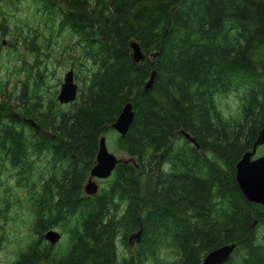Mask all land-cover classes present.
<instances>
[{
  "label": "trees",
  "instance_id": "trees-1",
  "mask_svg": "<svg viewBox=\"0 0 264 264\" xmlns=\"http://www.w3.org/2000/svg\"><path fill=\"white\" fill-rule=\"evenodd\" d=\"M38 1L47 20L77 37L94 68L72 111H56L53 99L43 111L42 95L29 94L25 82L17 99L34 123L0 100V165L26 192L32 215L31 236L10 264H200L208 250L232 242L221 264H264V207L247 200L235 178L264 125V0ZM9 32L3 17L0 33ZM36 39L22 42L39 54ZM132 41L143 60H132ZM231 91L241 93V112L227 119L216 96ZM128 101L134 120L116 146L133 161L117 163L87 195L99 139ZM42 158L49 167L37 170ZM141 226L130 249L127 234ZM54 227L68 233L64 247L43 237ZM117 236L127 249L120 260ZM2 238L1 231L0 248ZM163 245L178 259L160 258Z\"/></svg>",
  "mask_w": 264,
  "mask_h": 264
},
{
  "label": "rangeland",
  "instance_id": "rangeland-1",
  "mask_svg": "<svg viewBox=\"0 0 264 264\" xmlns=\"http://www.w3.org/2000/svg\"><path fill=\"white\" fill-rule=\"evenodd\" d=\"M16 4H5L0 1V22L6 18L9 34L0 33V100H9L14 107L13 113L21 119H30L23 114V104L17 99L26 83L29 94L33 91L42 95L43 111L48 102L55 101L56 111H72L79 101V94L84 87V81L89 77L94 68L90 60L84 59L82 44L77 43V37L66 27L60 28L58 21L51 23L47 20V14L39 5L38 0H18ZM9 25V26H8ZM36 34L39 54L30 50L22 42L23 36ZM28 39V38H27ZM31 72L28 76V70ZM72 68L74 80L78 85L76 99L68 104H60L56 96L65 72ZM240 94L235 91L216 96L217 105L227 119H234L240 115ZM33 99H30L32 101ZM33 121V120H32ZM232 121V120H231ZM106 145L110 152L118 158H127V154L116 146L119 134L113 129L104 134ZM181 140V139H180ZM256 155H264V145L257 148ZM37 170L48 169L49 164L45 159L36 162ZM47 172V170L45 171ZM7 166L0 165V233L2 231V247L0 248V264H10L17 255V251L25 245L31 236L30 225L32 220L31 209L27 202L26 192L15 186V181L10 175ZM108 179H95L99 186H103ZM6 187L9 188L5 191ZM9 196L10 206L6 213L3 196ZM62 233L60 240L54 246L56 249L64 247L68 241V233L60 227H54ZM135 232V231H133ZM130 232L127 235L133 233ZM259 237L264 241V230L260 227ZM60 246V247H59ZM115 247L120 260L127 251L121 242V236H117ZM136 249V246H133ZM160 258L177 260L178 251L174 247L163 245L158 251ZM41 264H49L42 262Z\"/></svg>",
  "mask_w": 264,
  "mask_h": 264
},
{
  "label": "water",
  "instance_id": "water-1",
  "mask_svg": "<svg viewBox=\"0 0 264 264\" xmlns=\"http://www.w3.org/2000/svg\"><path fill=\"white\" fill-rule=\"evenodd\" d=\"M130 47L132 60L135 62L143 60L144 53L142 52L140 45L137 42L132 41ZM156 56L157 52H152L149 55L152 59H155ZM155 74L156 71L152 70L149 79L144 84L145 90L152 87ZM77 93L78 85L74 80V71L72 68H69L63 76V81L60 84L56 99L60 104H68L76 99ZM133 120L134 111L132 109V103L128 101L123 105L111 126L120 136H124L128 132ZM27 121L34 123V121L30 119H27ZM179 132L186 140L199 149V143L193 135L183 129H180ZM261 145H264V125L258 130L251 149L245 151L237 161L235 165V178L243 196L247 200L261 204L264 207V155H256L257 148ZM120 161L126 163L133 161V159L131 157H116L114 153L108 150L106 138L102 135L99 139L95 162L90 168L89 177L83 186L84 192L87 195L96 194L99 190V184L95 179L103 180L110 177L116 164ZM141 234L142 226L133 234V236L139 241ZM43 237L51 244H55L60 240L61 234L58 230L50 228L43 232ZM235 246L236 243L232 242L208 250L202 257L200 264L223 263L229 258Z\"/></svg>",
  "mask_w": 264,
  "mask_h": 264
},
{
  "label": "flooded vegetation",
  "instance_id": "flooded-vegetation-1",
  "mask_svg": "<svg viewBox=\"0 0 264 264\" xmlns=\"http://www.w3.org/2000/svg\"><path fill=\"white\" fill-rule=\"evenodd\" d=\"M199 150H200V149H199ZM200 152H201V151H200ZM54 229H55V228H54ZM137 231H138V230H136L135 232H133V233H131V234H129V235L127 236L126 241H127V245H128V247H129L130 249H133V246H136V244H137L138 242H140V240H141L142 234H141V236H140L139 241H137V238L133 236V234L136 233ZM59 232H60V231H59ZM60 234H61V232H60ZM57 242H58V241H57ZM57 242H56L55 244H53V246L56 245ZM40 264H41V263H40Z\"/></svg>",
  "mask_w": 264,
  "mask_h": 264
}]
</instances>
